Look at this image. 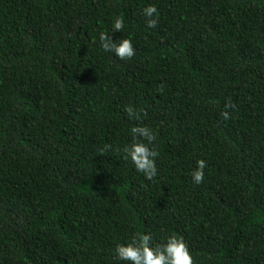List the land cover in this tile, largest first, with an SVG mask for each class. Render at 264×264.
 Masks as SVG:
<instances>
[{
    "label": "trees",
    "instance_id": "trees-1",
    "mask_svg": "<svg viewBox=\"0 0 264 264\" xmlns=\"http://www.w3.org/2000/svg\"><path fill=\"white\" fill-rule=\"evenodd\" d=\"M117 15L131 59L99 46ZM137 124L151 181L122 151ZM134 231L264 264V0H0V264H124Z\"/></svg>",
    "mask_w": 264,
    "mask_h": 264
},
{
    "label": "clouds",
    "instance_id": "clouds-1",
    "mask_svg": "<svg viewBox=\"0 0 264 264\" xmlns=\"http://www.w3.org/2000/svg\"><path fill=\"white\" fill-rule=\"evenodd\" d=\"M142 12L147 28H155L159 22V11L156 5H147ZM124 27V17L117 15L111 22L110 31L99 33L100 48L120 60L131 59L135 55L131 39L121 36L113 38L114 34L121 32ZM125 111L130 118H136L139 115L132 107H127ZM222 115L224 119H229L227 111ZM130 135V142L122 149L124 158L131 162L135 171L142 173L146 180L151 181L158 175L156 162L158 152L154 144L156 135L147 125L142 124L131 127ZM206 166L205 159H196L195 167L190 173L194 185L203 182ZM111 251L113 259L124 264H196L184 236L175 232L156 241L150 231H134L126 239L118 241Z\"/></svg>",
    "mask_w": 264,
    "mask_h": 264
}]
</instances>
